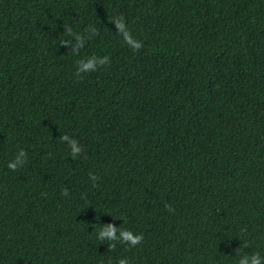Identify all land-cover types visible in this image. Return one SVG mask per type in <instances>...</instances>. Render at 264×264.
I'll return each instance as SVG.
<instances>
[{
  "label": "trees",
  "instance_id": "16d2710c",
  "mask_svg": "<svg viewBox=\"0 0 264 264\" xmlns=\"http://www.w3.org/2000/svg\"><path fill=\"white\" fill-rule=\"evenodd\" d=\"M254 258L264 0H0V264Z\"/></svg>",
  "mask_w": 264,
  "mask_h": 264
},
{
  "label": "clouds",
  "instance_id": "9594fccd",
  "mask_svg": "<svg viewBox=\"0 0 264 264\" xmlns=\"http://www.w3.org/2000/svg\"><path fill=\"white\" fill-rule=\"evenodd\" d=\"M121 27H123L122 25H120ZM142 47V42H137L136 46L134 47V50H139ZM85 68H91L92 65L88 64L84 66ZM66 138V137H65ZM21 155H23V153H21ZM8 167L11 170H15L16 169V165L15 164H9ZM64 195H68V193L66 191H64L63 193ZM166 208H170V206L166 205ZM115 229H110L108 230L105 234H107L110 238H115ZM121 235L123 237V239L125 241L131 240L133 246L139 244L142 242L143 240V235H138V236H134L131 232L129 231H122ZM120 264H126L125 260H121ZM253 264H258V261L254 258L253 259Z\"/></svg>",
  "mask_w": 264,
  "mask_h": 264
}]
</instances>
